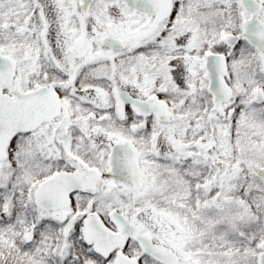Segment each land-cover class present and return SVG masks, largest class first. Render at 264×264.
Segmentation results:
<instances>
[{
  "label": "snow or ice",
  "instance_id": "6c2138e0",
  "mask_svg": "<svg viewBox=\"0 0 264 264\" xmlns=\"http://www.w3.org/2000/svg\"><path fill=\"white\" fill-rule=\"evenodd\" d=\"M0 264H264V0H0Z\"/></svg>",
  "mask_w": 264,
  "mask_h": 264
}]
</instances>
